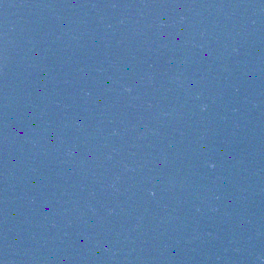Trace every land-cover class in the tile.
Returning a JSON list of instances; mask_svg holds the SVG:
<instances>
[{
    "label": "water",
    "instance_id": "1",
    "mask_svg": "<svg viewBox=\"0 0 264 264\" xmlns=\"http://www.w3.org/2000/svg\"><path fill=\"white\" fill-rule=\"evenodd\" d=\"M0 264H264V0H0Z\"/></svg>",
    "mask_w": 264,
    "mask_h": 264
}]
</instances>
